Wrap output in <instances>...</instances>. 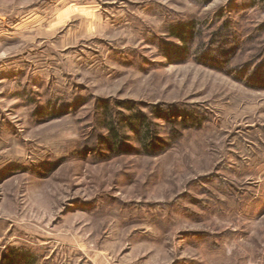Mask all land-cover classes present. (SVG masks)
Listing matches in <instances>:
<instances>
[{
	"label": "rangeland",
	"instance_id": "1",
	"mask_svg": "<svg viewBox=\"0 0 264 264\" xmlns=\"http://www.w3.org/2000/svg\"><path fill=\"white\" fill-rule=\"evenodd\" d=\"M23 254L264 264V0H0V264Z\"/></svg>",
	"mask_w": 264,
	"mask_h": 264
},
{
	"label": "trees",
	"instance_id": "2",
	"mask_svg": "<svg viewBox=\"0 0 264 264\" xmlns=\"http://www.w3.org/2000/svg\"><path fill=\"white\" fill-rule=\"evenodd\" d=\"M177 30V31H176ZM175 31L173 30V33L174 34H176L177 36H182V34L183 33H179V30H178V28L176 29ZM147 126L149 127V124H147ZM111 129H112V132H113V136L115 137V138H118L119 137V135H118V133L116 132V130L114 129V127H111ZM18 257H21V262L20 261H16V258L14 259V260H11V264H28L29 262L28 261H30L32 258H31V256H27V255H25V254H23V255H20V256H18Z\"/></svg>",
	"mask_w": 264,
	"mask_h": 264
}]
</instances>
